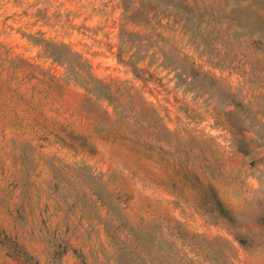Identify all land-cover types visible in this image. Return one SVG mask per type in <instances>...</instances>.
Listing matches in <instances>:
<instances>
[{
	"label": "rangeland",
	"instance_id": "obj_1",
	"mask_svg": "<svg viewBox=\"0 0 264 264\" xmlns=\"http://www.w3.org/2000/svg\"><path fill=\"white\" fill-rule=\"evenodd\" d=\"M186 234L264 264V0H0V264H155Z\"/></svg>",
	"mask_w": 264,
	"mask_h": 264
},
{
	"label": "trees",
	"instance_id": "obj_2",
	"mask_svg": "<svg viewBox=\"0 0 264 264\" xmlns=\"http://www.w3.org/2000/svg\"><path fill=\"white\" fill-rule=\"evenodd\" d=\"M45 44V45H44ZM43 53L45 57L50 58L53 62H56L63 68V75L61 79L66 82L73 83L82 87L87 93L95 97V99L105 101L115 107L121 105L116 99V92L114 85L110 82H104L96 78L89 70L87 63L79 57L75 52L70 51L63 44L44 43ZM50 46L46 49L45 46ZM54 78L49 76V82H52ZM237 150L244 153L242 143H236ZM188 239L187 243H183L184 246L189 248V253H182L178 255L170 247L166 250H155V264H201L206 262L212 263V259H202L197 263V259L200 258L198 251H202V243L198 240L197 236L190 234L185 235ZM190 248L193 249L190 250ZM221 264H225L223 259L220 260Z\"/></svg>",
	"mask_w": 264,
	"mask_h": 264
}]
</instances>
